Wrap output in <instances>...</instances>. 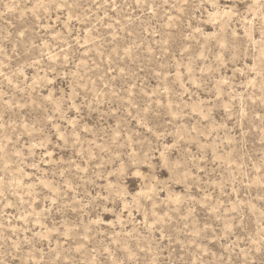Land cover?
I'll return each instance as SVG.
<instances>
[{"label":"rangeland","instance_id":"rangeland-1","mask_svg":"<svg viewBox=\"0 0 264 264\" xmlns=\"http://www.w3.org/2000/svg\"><path fill=\"white\" fill-rule=\"evenodd\" d=\"M0 264H264V0H0Z\"/></svg>","mask_w":264,"mask_h":264}]
</instances>
